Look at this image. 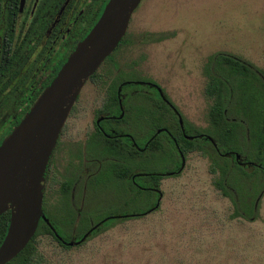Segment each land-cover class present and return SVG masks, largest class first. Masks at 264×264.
I'll use <instances>...</instances> for the list:
<instances>
[{
    "label": "rangeland",
    "instance_id": "374dc122",
    "mask_svg": "<svg viewBox=\"0 0 264 264\" xmlns=\"http://www.w3.org/2000/svg\"><path fill=\"white\" fill-rule=\"evenodd\" d=\"M126 33V44L113 54L114 60L121 69H132L162 87L183 115L185 137L210 134L208 111L213 100L205 93L208 78L204 70L209 56L216 52L237 56L255 66L264 78V0H141ZM161 33L168 35L160 41L149 40ZM106 64L104 69L112 65L110 61ZM147 91L154 95L151 88ZM100 95L90 82L84 86L74 110L85 117L80 127L90 126ZM168 114L158 115V127L166 126L177 134L178 125L168 121ZM125 125L129 130L128 122ZM205 139L197 140L204 144ZM217 144L223 152L238 154L239 160L244 157L220 139ZM248 144L252 152L257 150L252 139ZM184 158L180 172L162 176L158 194L147 192V199L143 191L123 193L124 206H120L114 199L119 194L117 183H105L91 199V219L124 218L105 221V230L76 245L64 246L39 232L33 240L31 264H264V181L252 184L246 192L239 188L248 201L244 206L256 203L257 207L258 216L246 220L233 214L232 198L220 189V173L210 170V158L198 150L188 151ZM154 161L158 160L141 161L137 168L146 174L168 169ZM247 161L253 165V155ZM251 164L243 168L253 180L262 172L254 166L251 171ZM139 181L145 185L151 180ZM45 213L57 235L65 239L72 235L70 227L58 221L54 208L47 207Z\"/></svg>",
    "mask_w": 264,
    "mask_h": 264
},
{
    "label": "flooded vegetation",
    "instance_id": "af4514ba",
    "mask_svg": "<svg viewBox=\"0 0 264 264\" xmlns=\"http://www.w3.org/2000/svg\"><path fill=\"white\" fill-rule=\"evenodd\" d=\"M108 1L0 0V144L30 111L70 54L88 35ZM125 44L124 40L117 45L113 54ZM109 61L112 65L104 69L103 65ZM107 62L104 60L85 83L90 82L93 91L101 94L90 126L84 124L80 127L79 122L85 117L74 114L84 85L61 128L44 171L42 211L46 221L40 220L64 246L70 242L80 244L103 228L106 218L94 222L90 215L91 211L94 212L91 199L105 183L111 180L117 183L119 194L114 199L120 206H124L125 198L121 195L126 194V188L131 193L142 191L139 179L146 173L141 168L133 170L127 178V148L135 152L136 163L140 164L147 143H144L145 139L147 141L162 131L174 141L173 133L166 126L158 128V113H139L144 102L150 101L155 108L168 112V121H177L180 133L184 135V127L179 123L183 115L158 83L143 78L132 69H121L114 55ZM126 74L140 78L124 79ZM147 88H151L154 95L143 98V94L149 95ZM126 104L134 105L135 111L125 113ZM125 122H128L129 130L125 128ZM107 141L120 145L118 158L110 155ZM179 155L182 161L184 155L180 152ZM181 161L175 171L165 174L179 173ZM110 162L115 165L111 166ZM239 163L247 165L242 158ZM154 190L158 194L159 189ZM47 207L54 208L58 221L70 227L72 235L68 239L57 235L47 219ZM79 231L82 234L78 237L76 233Z\"/></svg>",
    "mask_w": 264,
    "mask_h": 264
},
{
    "label": "trees",
    "instance_id": "16d2710c",
    "mask_svg": "<svg viewBox=\"0 0 264 264\" xmlns=\"http://www.w3.org/2000/svg\"><path fill=\"white\" fill-rule=\"evenodd\" d=\"M167 35L168 34L161 33L154 37H150L149 40H161L166 38ZM125 39L126 35L123 36L118 46L121 42H124ZM112 55L113 52L105 59V63ZM204 70L208 78L205 93L208 98L213 100L208 111V122L210 126L207 130L210 134L193 136L189 139L180 133L178 127L177 134L172 132L174 141L162 131L156 133L147 141H145L146 139L144 138V143H147L142 154L143 164L158 160L154 162H158V166H166L168 169L161 171L158 170L157 172L152 171L144 175L143 179L151 181L149 184L143 185V195L144 198L147 199V195L149 194L147 192L155 193L154 189H159L162 176L166 175L165 173L176 170L180 165L179 152L182 155H185L188 151L198 150L210 158L211 171L214 172L219 170V187L232 198L233 214L246 220H252L258 216L256 203L252 205L250 204L248 207L244 206V202L248 201L240 195L239 191L246 192V189L249 190L252 184L264 181V83L262 81L264 78L259 77L258 75V73L261 75L263 73L241 58L223 52H216L209 56ZM142 96L143 98H149V95L147 94H143ZM156 96L160 99L158 94H156ZM134 109V105L129 106L126 104L125 113L134 112ZM163 112L165 111L160 110L158 107L155 108L150 101L144 102L142 110L139 111V113L142 114H161ZM236 116L244 117L242 120H238L235 119ZM168 130L170 129L168 128ZM184 133L186 134L185 131ZM201 137L207 138L205 139L206 143L202 144L197 140ZM218 139H220L226 147L228 146L229 148H235L242 151L244 157L241 156V158H243L245 164H251L248 163L247 160L249 155H253L254 163L253 165L251 164V171L253 170V166L260 167L259 169L262 173L255 174L254 179L251 180L252 177L249 175L250 172L243 168V164L239 163V160H236L234 153L231 151H221L217 144ZM251 139L258 145L257 150L254 152L248 148L250 144H248V141L250 142ZM106 144L109 146L108 150L110 155L118 158L121 152L120 145L114 141H107ZM130 150L131 149L127 148L125 152L127 178L134 172L133 170L138 167L135 152ZM225 158L231 159L232 164L222 161V159ZM110 165L114 166L115 164L110 162ZM263 191L264 186L262 188V192ZM128 192L129 190L126 188V193ZM145 212L146 211L143 213L145 214ZM9 219V210L0 215V244L6 234ZM115 219L122 218L109 216L106 217L105 221H113ZM106 228L107 227L103 226L101 230H105ZM39 232L48 233L58 241L55 233L50 230L48 225L43 220H39L35 234L29 243L7 264H31L35 257L33 240ZM97 232L98 231L93 232L92 235ZM81 234L82 231L76 233L78 237L81 236Z\"/></svg>",
    "mask_w": 264,
    "mask_h": 264
},
{
    "label": "water",
    "instance_id": "95a60500",
    "mask_svg": "<svg viewBox=\"0 0 264 264\" xmlns=\"http://www.w3.org/2000/svg\"><path fill=\"white\" fill-rule=\"evenodd\" d=\"M140 2H107L88 35L0 144V215L10 211L9 225L0 244V264L15 258L34 236L39 220L46 221L42 211V188L52 148L83 86L126 34L130 18ZM159 92L162 94L160 88ZM179 123L182 126L180 118ZM235 158L239 160L240 156L235 154Z\"/></svg>",
    "mask_w": 264,
    "mask_h": 264
}]
</instances>
